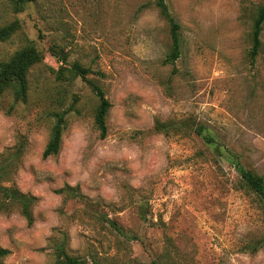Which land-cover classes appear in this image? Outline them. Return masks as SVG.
Segmentation results:
<instances>
[{
    "label": "rangeland",
    "instance_id": "374dc122",
    "mask_svg": "<svg viewBox=\"0 0 264 264\" xmlns=\"http://www.w3.org/2000/svg\"><path fill=\"white\" fill-rule=\"evenodd\" d=\"M167 3L181 26L175 64L165 63L170 26L154 0H34L22 10L0 0V27L20 26L0 43V62L27 47L42 57L27 102L0 99V184L37 198L33 226L16 207L0 209L2 264H53L62 235L88 264H264V204L236 168L264 179V26L249 58L264 0ZM74 64L111 103L105 139ZM55 113L67 129L44 159ZM180 122L188 127L177 131ZM65 186L86 201L56 193Z\"/></svg>",
    "mask_w": 264,
    "mask_h": 264
},
{
    "label": "trees",
    "instance_id": "16d2710c",
    "mask_svg": "<svg viewBox=\"0 0 264 264\" xmlns=\"http://www.w3.org/2000/svg\"><path fill=\"white\" fill-rule=\"evenodd\" d=\"M33 1L34 0H10L12 6L17 10H22L27 4ZM154 5L159 9L161 16L167 20L170 26L172 44L165 63L175 64L181 57L182 53L181 26L172 15L167 0H154ZM263 26L264 3L257 9L253 21L251 32L252 46L249 52V58L252 62H255L261 51ZM19 28L20 26L18 23L0 27V43L9 40ZM41 60L42 57L35 48L27 47L13 56L9 61L0 62V99H2L7 93H11L14 95L16 103H26L30 91L28 79L29 72L35 65L39 64ZM61 61L65 62V60ZM73 73L75 77L81 78L91 87L98 100L94 122L99 131L100 138L105 139L107 136V118L112 107L111 103L106 98L104 91L93 81L88 80V75L91 74L89 69L83 68L79 64H74ZM11 111L12 110L9 109L8 113H11ZM53 116L55 118V123L51 130L50 139L43 152L44 159L59 154L63 135L67 129V120L64 113H55ZM172 124L177 131H182L184 128L188 127V124H185L184 122ZM156 130L165 132L166 126L161 122H157ZM196 132L199 135H203V131L199 128L196 129ZM236 168L243 185L256 194L264 204V179L239 164L236 165ZM56 193L59 195H65L72 200L86 201V197L81 193L79 186H65L62 189L57 190ZM0 195L2 197L0 209L3 211H9L11 207H16L20 214L25 218L28 226H33L34 216L32 210L37 202V198L28 194H23L12 187H3L1 184ZM117 231L120 234H123L120 228H117ZM9 254V250L0 248V264H2L1 260L6 258ZM52 255L54 257L53 264H88L87 262L70 255L66 235H62L61 241L55 243Z\"/></svg>",
    "mask_w": 264,
    "mask_h": 264
}]
</instances>
